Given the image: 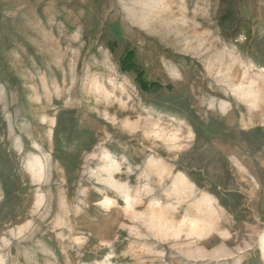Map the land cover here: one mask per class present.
<instances>
[{
  "label": "rangeland",
  "instance_id": "rangeland-1",
  "mask_svg": "<svg viewBox=\"0 0 264 264\" xmlns=\"http://www.w3.org/2000/svg\"><path fill=\"white\" fill-rule=\"evenodd\" d=\"M241 1L249 51L218 0H0V264H264V0Z\"/></svg>",
  "mask_w": 264,
  "mask_h": 264
},
{
  "label": "trees",
  "instance_id": "trees-1",
  "mask_svg": "<svg viewBox=\"0 0 264 264\" xmlns=\"http://www.w3.org/2000/svg\"><path fill=\"white\" fill-rule=\"evenodd\" d=\"M217 24L221 35L226 41H234L238 36H244L248 51L259 44L253 39L250 31V20L239 11L241 0H218ZM104 45L116 57L122 72H133L134 81L141 92L155 93L159 90H172V83H162L160 79L150 80L145 77V70L136 63V49L127 45L124 40L103 31Z\"/></svg>",
  "mask_w": 264,
  "mask_h": 264
}]
</instances>
